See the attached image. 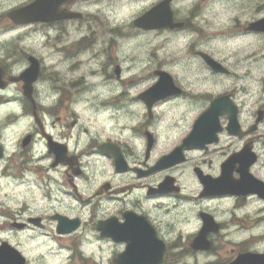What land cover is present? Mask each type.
Instances as JSON below:
<instances>
[{"label": "flooded vegetation", "instance_id": "obj_1", "mask_svg": "<svg viewBox=\"0 0 264 264\" xmlns=\"http://www.w3.org/2000/svg\"><path fill=\"white\" fill-rule=\"evenodd\" d=\"M67 1L59 3L56 10L79 13V17L25 24L9 12L28 3L0 11V37H7L0 40L1 172L25 183L17 177L27 168L46 184L50 173H57L63 186H68L66 194L71 200L89 205L93 215L104 214L95 217L93 229L98 239L117 247L108 256L109 264H115L123 254L127 259L130 254L138 257L135 263L158 264L162 251L175 254L177 248L186 264H262L264 251L254 244L264 237L252 236L238 247L227 240L231 229L239 232L264 224V216L259 215L264 212L260 207L264 205V97L256 95V74L249 70L237 74L236 47L230 53L224 41L236 46L249 36L264 39L263 32L248 29L264 15L243 24L233 17L224 32L209 34L197 20L207 18L208 0L193 3L184 14L171 0L172 28L144 31L132 21L134 31L141 35L166 32L174 37L197 32L205 44L215 37V46L185 43L186 56L169 60H159L160 49L156 48L159 52L149 55L146 67L136 77H128L122 65L127 56L124 54L123 60L117 56L119 40L128 38L127 33L119 32L125 28H109L86 16L82 6L90 1ZM222 13L219 10L220 18ZM82 28L88 32L81 39L65 38L68 30ZM246 57L240 68L249 64L264 73V48ZM82 67H88L86 74L81 75ZM156 77L155 84L133 92L137 79ZM97 81L103 88L125 85L127 92L101 101L94 112H81L80 105L69 107L74 96L91 93ZM225 83L226 89L222 88ZM162 84L168 87L151 94V89ZM260 91L264 92V87ZM129 97L137 102L135 114L140 116V122L130 130L144 139L137 149L143 157L135 167L127 162L122 141L104 135L117 122L114 112H120L121 119L128 115ZM186 99L210 103L192 121L190 131L169 143L173 131L169 124L181 115L177 102ZM95 135L100 139H88ZM31 164L35 167H28ZM50 194L46 192L44 199L49 200ZM194 204L198 205L195 216L201 227L188 233L185 240L184 229L191 224ZM16 206L4 211L7 225L0 223V232L9 227L6 230L16 236L46 229V219L33 215L30 204L23 201ZM243 210H247L244 216L237 215ZM57 214L79 219V228L83 225L80 217L58 212L50 219ZM98 222L105 223L104 236L96 229ZM69 234L61 236L69 238ZM3 243L18 249L16 240L0 238V246ZM214 254L221 258L219 262L210 260ZM25 264L30 263L26 260Z\"/></svg>", "mask_w": 264, "mask_h": 264}, {"label": "rangeland", "instance_id": "obj_2", "mask_svg": "<svg viewBox=\"0 0 264 264\" xmlns=\"http://www.w3.org/2000/svg\"><path fill=\"white\" fill-rule=\"evenodd\" d=\"M30 1L31 0H15V5L19 6V4L28 3ZM159 1L161 0H122L123 7L116 10H113L111 7L113 0H90L89 3L82 6V9H85L86 16L95 18L96 21L103 22L105 26L109 28L116 26L125 28L119 29V32L122 30L123 33H127L128 38L126 40H119L118 48L120 51L118 52L123 55L125 54L128 58V61L125 63L127 67L122 63L123 68L128 70V77H136L139 70L146 67V62L148 58H150L149 55L159 52L156 48H159L161 52L162 45L160 37L166 32L141 35L134 31L131 24L138 15L145 11V9H148ZM200 1L201 0H173V3H175L178 12L184 14L186 9H189L193 3H200ZM212 2L213 0H208V3ZM216 2H225V0H216ZM227 2L233 3V5L236 3L237 8H246L249 13H251L247 21L238 18L240 24L250 22L249 20L263 16L260 15V13H264V0H227ZM8 10L9 8L4 10V12ZM223 18L224 12L221 14V20H223ZM84 32H88V30L85 28L80 30L70 29L68 30L69 35L65 38H77L79 40L84 36ZM169 36L170 39L167 46L170 49V53H174L181 49L185 50L184 36L178 35L174 37L170 34ZM139 37H143V39H139ZM175 38L177 39L174 40ZM249 38L263 39L259 36H249L245 39H241V41H237L236 46L232 41H224V48L225 50L229 49L230 53L232 49L236 47V61L239 65L237 74L239 75L244 74L249 68V64L240 68L239 63H244L247 60L246 56L248 54L254 53L255 51L259 52V49H261L259 47L253 48L252 44L249 43ZM141 65H143V67H141ZM87 68L88 67H82L83 70L81 71V75L87 73ZM257 69H255V74L259 76L262 72H257ZM250 72L254 75L252 71ZM92 90V92L98 90L109 91L108 88H103L98 81L95 83V87H93ZM135 91L136 90L133 92ZM94 110L95 107L92 105H86L83 108L80 106L81 112L90 113L94 112ZM33 175L34 179L21 183L19 180L14 181L11 173L4 174L1 172L0 168V205L3 204L5 195L9 197L7 209L12 208L14 205L19 206L21 202L26 201V203L31 205L33 215L42 216L46 219V229L43 232L17 233V235L14 236L13 232L6 230L7 228L9 229V227H5L0 232V238L16 240L18 242V249L30 264H33V261H35L36 264H109L108 256L112 251L117 250V247H110V244L108 245L106 241L98 239L93 229L95 217L102 218L104 214L98 213L97 215H93L90 212L89 205L76 203L71 200L66 194L69 190L68 186H63L62 179L57 173H50V182L47 184L38 179L35 174ZM5 180L9 181L8 188L4 187ZM46 185H48L47 188ZM46 192L51 193V198L49 200L44 199ZM69 207H71L72 210H69ZM55 212L65 214L69 217L78 216L83 219L81 228L67 235L69 238L60 239L64 240V242L58 240L59 237L56 234L57 222L50 219ZM91 219H93L92 222ZM0 223L6 224L3 220H0ZM82 231L83 242H81L80 239ZM78 247L81 250V258L78 256ZM70 251L72 254L70 256L66 255V253Z\"/></svg>", "mask_w": 264, "mask_h": 264}, {"label": "clouds", "instance_id": "obj_3", "mask_svg": "<svg viewBox=\"0 0 264 264\" xmlns=\"http://www.w3.org/2000/svg\"><path fill=\"white\" fill-rule=\"evenodd\" d=\"M15 0H0V11L6 10L8 8L15 7ZM111 7L113 10H116L120 7H123L122 0H113V3L111 4ZM223 10L224 12V18L221 20L219 15V10ZM206 19L201 20L200 18H197L199 24H203L205 27V31L209 34L212 33H218V32H224L231 24H232V18H242L243 20L247 21L250 18L251 13L246 8H237L233 6V3L227 2H216V0H213L212 3L208 5V8L206 9ZM260 15H264V13H260ZM184 36V42H195L198 43L200 47H213L215 46L216 39L215 37L212 38L207 44L204 43L201 36L197 32H185L182 34ZM235 36V34H233ZM139 39H143V37H139ZM170 39V36L168 33H165L160 37L161 41V52H160V58L159 60H167L175 58H184L186 56L185 50H177L174 53H170V49L168 48V41ZM0 40L6 41L7 37H0ZM249 43L252 44L253 48L259 47L264 48V39H256V38H249ZM117 56L119 59L123 60V54L118 52ZM104 57H100V60L102 61ZM159 60L156 62L158 63ZM149 66L153 64L152 61L148 62ZM97 65H93V67H96ZM127 67V64L124 65ZM143 67V65H141ZM150 70V68H149ZM168 70V69H165ZM249 71H252L255 75V68L254 66L249 65L248 68ZM143 75V73H142ZM207 75V73H205ZM193 79H196V76L192 77ZM159 79L158 77L152 78V79H137L132 87L135 88L137 91H142L147 89L150 84H155L156 80ZM257 79V92L256 95L260 97H264V92L260 91L261 87H264V73H260L259 76L256 77ZM184 86L186 89L190 88L189 82L187 80L183 81ZM228 85L225 83L222 85V88L226 89ZM235 87V85H233ZM109 91H102L98 90L96 92L89 93L87 95H77L74 96L69 107L75 108L77 105H80L82 108L86 105H92L94 107H99V104L101 101H108L112 99L113 97H116L119 93L127 92V87L122 84L114 83L108 86ZM56 95L58 96L59 93L57 92ZM141 100H144V97H141ZM43 99L41 100V103H43ZM148 103H151V101H148ZM180 107L179 111L181 115L178 119H174L170 124L169 127L173 129L171 133V139L168 141L169 143H175L181 136L185 135L188 131L191 130V123L195 119L197 115L201 111L204 110L205 105L207 103H210L209 100L203 99L202 101H191L189 102L187 99L185 101H178L177 102ZM136 107L137 102L134 101L131 97L128 98V108L127 113L128 115L126 118L121 119L122 114L120 112H114L113 117L117 121L112 130L109 132L104 133L106 136L115 135L122 141L121 148L126 153V160L127 162L132 166H139L143 153L141 151H138V147H142L144 144V139L142 137H136L131 132V126L133 124H138L140 122V116L135 114L136 113ZM157 119H159V114L157 115ZM120 124H124L125 128H120ZM152 131H156L155 128L152 129ZM261 135H264L262 133ZM89 140L96 139L99 140L100 136L95 135L94 137H89ZM62 142H67V140H64ZM81 146L83 147L84 144L82 142ZM75 150V149H74ZM28 167L34 168L35 165L31 164ZM215 175H219V173H215ZM161 176L159 179H162ZM17 179L23 180V181H31L34 179V175L31 171L27 170H21L19 176ZM4 187H9V181H4ZM8 199L9 197L5 195L3 204L0 205V220H3L7 222V217L3 214L4 211H7V205H8ZM18 207V206H17ZM193 214L189 217L191 220V224L188 228L184 229L185 232V240H188V233H195L200 230L201 222L196 219L195 216V210L197 209L198 205H192ZM260 207H264V205H260ZM247 210H243L237 215L244 216L245 212ZM28 214H31L29 212ZM67 214V213H66ZM259 215L264 216V212L259 213ZM102 227V226H97ZM252 236H260L264 237V224H261L259 226L252 227L248 230H242L237 232L236 229H231L230 234L227 236V240L232 243L233 247H238L244 242H246L250 237ZM207 239V236H205ZM81 242H83V231L80 234ZM255 248H258L260 251H264V240H261L254 244ZM180 249H176V253L173 254L171 252L165 253L162 251L158 264H186L185 260L179 255ZM72 253L71 251L66 253V255L70 256ZM210 260L214 262H219L221 258L218 255H212L210 257ZM0 264H5V261L3 257H0ZM33 264H36L35 261H33ZM262 264H264V259H262Z\"/></svg>", "mask_w": 264, "mask_h": 264}, {"label": "water", "instance_id": "obj_4", "mask_svg": "<svg viewBox=\"0 0 264 264\" xmlns=\"http://www.w3.org/2000/svg\"><path fill=\"white\" fill-rule=\"evenodd\" d=\"M65 0H34L31 4L26 5L16 11L11 12L9 15L12 17H19L21 20H17L22 23H30V22H50L59 19H69L73 17H79L80 14L68 13L57 11L56 8L59 6V3H63ZM74 1L68 0L67 2ZM170 2L171 0H163L158 5L151 8L149 11L144 13L142 16L138 17L134 21V25L137 28H141L143 30H153V29H162V28H172L173 19H172V11L170 10ZM249 30L252 31H261L264 32V19L252 23L249 26ZM167 85L163 84L155 87L154 90L151 89V94L157 95L158 92L162 91ZM56 220H58L57 225V233L64 234L70 233L76 230L79 226V220H67L62 216H55ZM105 223L98 222L96 227L98 231L101 232L103 236L105 234ZM135 250V247L132 248V252ZM0 257H3L5 264H24V258L21 254L10 247L8 244H3L0 247ZM134 256L130 254V258L127 259L126 255L123 254L117 260H115V264H140L135 263V260H139L138 257L133 258ZM260 258L259 256H256Z\"/></svg>", "mask_w": 264, "mask_h": 264}, {"label": "bare ground", "instance_id": "obj_5", "mask_svg": "<svg viewBox=\"0 0 264 264\" xmlns=\"http://www.w3.org/2000/svg\"><path fill=\"white\" fill-rule=\"evenodd\" d=\"M61 238H66V237H63V236L60 235L59 238H58L59 241L64 242V240H60ZM67 240H68V239H67ZM67 240H66V241H67Z\"/></svg>", "mask_w": 264, "mask_h": 264}]
</instances>
